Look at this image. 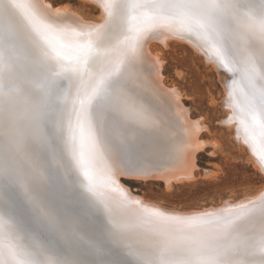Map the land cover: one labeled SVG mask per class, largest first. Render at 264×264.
Returning <instances> with one entry per match:
<instances>
[{
    "label": "snow or ice",
    "instance_id": "1",
    "mask_svg": "<svg viewBox=\"0 0 264 264\" xmlns=\"http://www.w3.org/2000/svg\"><path fill=\"white\" fill-rule=\"evenodd\" d=\"M98 3L103 24L73 26L36 0H0V264H264V193L242 210L182 216L133 200L115 179L118 164L138 174L118 155L136 149L121 122L125 73L160 33L200 42L229 74L237 133L264 168V0ZM49 156L64 170L61 197L78 209L71 226L24 170ZM102 188L129 222L110 219ZM41 217L60 226L37 235Z\"/></svg>",
    "mask_w": 264,
    "mask_h": 264
},
{
    "label": "bare ground",
    "instance_id": "2",
    "mask_svg": "<svg viewBox=\"0 0 264 264\" xmlns=\"http://www.w3.org/2000/svg\"><path fill=\"white\" fill-rule=\"evenodd\" d=\"M82 1L96 5L102 11L101 14H99L98 16V21H93L89 19L88 17L84 16L80 11L72 9L69 5L54 6L48 0H36V2L40 5L43 13L51 19L58 20L64 23H69L73 26H79L82 24H103L105 20V15L103 13V10L99 6L98 0ZM185 41L193 43L189 39H181L178 37L176 39L174 36H171L168 33H160L155 38L146 40L143 43V47L140 49L137 58L135 59V68L141 70L139 71L140 73L143 71L144 75L142 76L139 72H137L141 76L139 77V74H135L130 71L131 67L125 73L123 90L125 92H128L127 100L128 105L130 106V114L133 120L140 119L142 117L141 115L143 111L145 119L147 117L146 121H138L137 128L139 129V133H129L130 136H128V140L130 141L132 138H136L138 141L137 144L139 146V149L141 150V154L136 156L135 158V161L138 164L136 162L134 163L140 165L139 163L142 164L145 161L148 162L147 165L149 168L144 169V165L136 166V168H133L132 170L138 174L122 175L119 174L122 168L121 165L118 164L116 166L117 175L115 176V179L117 181V184L123 190H125L127 195L133 200H139L143 204L157 207L160 210L169 214L187 216L194 214H203L205 212H225L228 209L242 210L239 207L240 205L247 204L251 200H256L260 194L264 193V184L261 188L258 189L257 194H245L243 198L244 200L241 199L243 200L242 202H239V200V203H235L234 201L233 203V199L231 200V198H229L226 199L228 200L227 202L224 200L226 204L219 205L216 208L210 206V208L207 209L202 208L199 210H182L178 207L168 208L163 206L162 202L160 201H151L146 199L144 196L135 195L131 192L130 188L121 181V176H125V178L129 179L135 178L142 180H148V178H151L156 181L163 182L165 185V189L171 191L175 184L193 182L197 178L196 171L198 170V154L204 151L207 147H209L207 145L208 141L206 140V142L204 139H202L201 135L204 131L209 130V128L204 123V119L199 120L201 119V117L196 120L190 116V108L187 107L184 102L185 99L189 100L188 96L181 92L178 87L168 86L165 84L164 74L162 72L163 65L165 62L164 59L161 57V54L157 52L159 50H157L158 44L163 48H168L171 42L180 43ZM193 44L198 46L197 48L200 49H195L194 51H196V53H201L202 51L206 54V52L200 47V42H196ZM206 55L208 57L206 63L216 70L218 79L222 84L223 88L221 104L224 103L223 108L226 114L225 117L227 118L225 120L223 119L224 121L221 120L222 124L224 123L229 130H234L237 125H239V123L237 121V118L235 117L236 114L234 113L233 109L229 107V74L224 72L217 65V63L214 62L210 54ZM115 57L116 53H113L111 59H115ZM176 74L179 77L182 76V72L180 71ZM146 89L148 90L150 95L147 93ZM151 97H153V99ZM142 103L144 105V110H139L138 108H140V104ZM232 116L235 117V120H230V117ZM129 122H131V120ZM135 122L137 123V121ZM132 123L134 124V122ZM241 133L243 134V131ZM231 137L236 136H234V134H231ZM236 139L235 140L237 141L238 148L243 152L246 151L245 147L247 145L245 144L246 146H244L242 140H240L239 138ZM215 141L217 140L215 139ZM210 146L212 147V144ZM144 152H146L147 155H144ZM210 155L214 156L215 153L212 151ZM119 159L123 163H126L124 159H121V157H119ZM247 160L254 166L256 170L264 172V168H261L258 159H256L253 154L248 153ZM37 165H39V167L48 169L52 175L54 174L53 176L51 175V180H49L48 190H44L43 188H41V179L44 173L40 170L38 173H36ZM24 170L29 174L28 180L30 184L32 186H35V191H38L40 193V196L38 197H43L45 202H50L51 200H54L51 194H55L57 191V185L61 184L62 182L64 183L65 180L63 168L57 167V161L52 159L51 156H49V158L42 164L37 161L31 167H29L28 163L25 162ZM212 173L215 174L214 172ZM101 190L104 191L106 196L109 198L107 202L111 209L110 219L118 224L129 222L131 216L129 215L128 210L125 209V207L122 206L119 202L118 195L116 193H112L107 188H102ZM128 208L135 209L136 205H129ZM60 215L64 217V226H70L68 220L64 216V213L62 212ZM59 226L60 225L57 224V227ZM135 242L136 241H132V243Z\"/></svg>",
    "mask_w": 264,
    "mask_h": 264
},
{
    "label": "rangeland",
    "instance_id": "3",
    "mask_svg": "<svg viewBox=\"0 0 264 264\" xmlns=\"http://www.w3.org/2000/svg\"><path fill=\"white\" fill-rule=\"evenodd\" d=\"M48 1L54 6L69 5L72 9L80 11L84 16L93 21H98V16L102 12L96 5L83 2L82 0ZM175 38L177 39V37ZM197 47L189 41L180 43L171 42L168 48H163L159 44L157 47V50L159 49L157 52L161 54L165 62L162 70L165 84L168 86H176L181 92L186 94L189 100L185 99L184 102L190 108V116L196 120L201 117L199 120L204 119V123L209 128V130L204 131L201 135L202 139L209 142L206 141L209 147L198 154L196 180L175 184L173 189L168 191L161 181H156L151 178H148V180L129 179L121 176V181L130 188L133 194L144 196L151 201H160L163 206L168 208L178 207L182 210L207 209L210 206L216 208L219 205L226 204L228 201L226 199L229 198L231 200L233 199L232 202L239 203L244 200L245 194H257L258 189L264 184V172L256 170L247 160L248 153H253L249 146L246 144L247 147L244 143V134L241 133L242 130L239 134L237 133L240 125H237L238 128L236 127L234 130H229L224 123L222 124L221 120L227 118L225 117L226 114L223 108L224 103L221 104L222 84L218 79L216 70L206 63L208 60L207 55L202 51L201 53L194 51L195 49L200 50ZM130 71L136 74L141 70L131 68ZM179 71L182 72L181 77L176 74ZM143 73L142 71L140 74L143 76ZM140 74L139 77H141ZM147 93L149 94L148 90ZM123 94L128 104V92L124 91ZM151 98L153 99V97ZM140 105L138 109L144 110L143 103ZM141 116L140 119L133 120L129 110L127 114H122L121 122L126 128L128 136H130L129 133L131 132L139 133V129L137 128L138 121H146L147 119V117L146 119L144 117V111ZM235 117H230V120H235ZM130 120L131 122H129ZM231 134H234L236 137H231ZM117 137L118 139L121 138L119 132L117 133ZM234 138L242 140L244 146L247 147H245L246 151L243 152L238 148L237 139L235 140ZM133 139L135 140L136 138H132L130 141L136 145L138 141L136 139L135 143ZM211 144L212 147L210 146ZM123 147L118 155L126 162L122 154H127L129 149L127 146ZM212 151L215 153L214 156L210 155ZM140 154L141 150L137 144L135 151L130 150L129 160L136 162L135 158ZM144 155H147L146 152H144ZM256 159L258 158L256 157ZM136 163L134 166L144 165V169L149 168L147 165L148 162L144 161L142 164L139 163L140 165ZM38 172L39 169L36 166V173ZM209 172H214L215 174H210Z\"/></svg>",
    "mask_w": 264,
    "mask_h": 264
},
{
    "label": "water",
    "instance_id": "4",
    "mask_svg": "<svg viewBox=\"0 0 264 264\" xmlns=\"http://www.w3.org/2000/svg\"><path fill=\"white\" fill-rule=\"evenodd\" d=\"M129 153H130V150L127 151V154H125V153H123L124 155L122 154V156L126 159V163H124V164H128L130 167H132V169L136 168V166H134L135 163L131 162L129 160L130 159ZM63 173H64V170H63ZM41 180H42L41 181V188H43L44 190H48L49 180L45 179L44 174H43ZM63 186H64L63 182L61 184L57 185L58 189L56 188V190H57L56 193L51 194L52 197L54 198V200H51L50 202L56 206L59 214H61L62 212L64 213L65 218L68 220V223L71 226L72 214L75 213L76 211H78V209H77V206L71 200L61 197L60 189H62ZM33 188L35 189V186H33ZM36 194H37V196H40V193L38 191H36ZM117 221H119V220H117ZM33 227H34V230L36 231L37 235H41V234L51 235V234H53L54 228H56L57 225L56 226L50 225L47 223V221L43 217H41L40 219L37 220V222L34 224ZM132 241H135V240L132 239V240H128L127 242L132 244L133 246H135L136 243H132Z\"/></svg>",
    "mask_w": 264,
    "mask_h": 264
}]
</instances>
